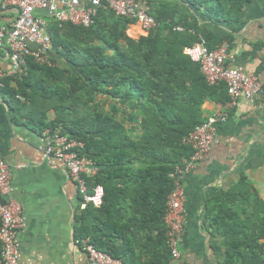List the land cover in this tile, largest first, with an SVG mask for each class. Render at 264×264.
Returning <instances> with one entry per match:
<instances>
[{"label":"trees","instance_id":"obj_1","mask_svg":"<svg viewBox=\"0 0 264 264\" xmlns=\"http://www.w3.org/2000/svg\"><path fill=\"white\" fill-rule=\"evenodd\" d=\"M138 1L160 22L157 28L132 38L127 29L134 21L104 7L88 27L49 22L51 50L61 63L49 57L50 63L39 64L28 57L25 71L5 79L1 92L33 130L53 133L61 128L62 134L83 143L80 153L98 167L90 183L102 185V205L80 211L79 237H89L97 249L123 264H170L166 203L176 167L192 154L182 140L206 120L205 100L228 95L223 84L209 86L183 50L200 37L208 49L218 48L227 37L207 30L198 13L238 22L246 0ZM176 25L182 31H174ZM101 98L112 101L108 110L101 108ZM242 183L215 198L205 214L224 235L222 264L264 263V243L259 242L264 238V206L256 215L263 225L248 243L245 222L236 218ZM253 201L263 204L257 197Z\"/></svg>","mask_w":264,"mask_h":264},{"label":"crops","instance_id":"obj_2","mask_svg":"<svg viewBox=\"0 0 264 264\" xmlns=\"http://www.w3.org/2000/svg\"><path fill=\"white\" fill-rule=\"evenodd\" d=\"M156 4L152 2L150 9ZM14 17L13 8H0V24H9ZM198 19L214 35L227 37L223 43L228 44L231 55L228 65L240 66L264 83V0H246L238 22L211 20L199 13ZM127 34L132 38L145 35L135 22ZM49 57L61 63L54 50ZM9 67V52L2 47L0 68ZM202 110L204 118L220 113L228 118L217 126L206 157L182 178L187 222L179 250L184 264H222L227 254L224 235L206 218L208 204L243 179L242 197L249 202L237 195L235 207L237 220L245 222L244 229L252 235H248V243L254 242L256 230L263 225L256 215H261L259 208L264 206V94L256 95L252 102L239 98L235 106L228 95L207 99ZM50 142L49 130H33L0 89V156L10 166L11 196L22 205L25 219L18 235L20 263L88 264L86 253L76 243L81 238L76 229L82 210L76 187L60 159L43 156L42 148ZM256 197L262 205L253 201ZM259 242L264 243V238Z\"/></svg>","mask_w":264,"mask_h":264},{"label":"built area","instance_id":"obj_3","mask_svg":"<svg viewBox=\"0 0 264 264\" xmlns=\"http://www.w3.org/2000/svg\"><path fill=\"white\" fill-rule=\"evenodd\" d=\"M10 7L15 11L14 19L9 24H0V48H7L10 60L8 69L0 68V89L4 87L5 79L25 71L28 57L39 64L50 63L52 39L49 22L59 27L63 23L88 27L104 7L116 16L132 19L145 35L160 24L138 0H0L1 10ZM173 30L182 31V27L176 25ZM183 52L199 65L209 86L225 85L232 106L239 98L252 102L256 95L264 94V83L256 74L227 64L231 58L227 43L211 50L200 37L199 42L185 47ZM16 98L23 100L19 95ZM227 118L226 113L210 115L182 140L184 145L191 147L192 154L176 167L174 188L167 198L164 221L171 252L170 264H184L179 250L180 235L187 222L182 178L206 157L215 141L217 126ZM51 137L52 142L42 148L43 156L63 162L68 178L75 184L80 209L89 205L99 208L103 201V187L90 183L98 173V167L92 159L80 153L83 143L62 134L60 128H56ZM10 175V166L0 156V264H21L18 235L25 227V219L22 205L11 196ZM76 243L86 253L88 264H123L120 259L97 249L89 237L78 238Z\"/></svg>","mask_w":264,"mask_h":264},{"label":"rangeland","instance_id":"obj_4","mask_svg":"<svg viewBox=\"0 0 264 264\" xmlns=\"http://www.w3.org/2000/svg\"><path fill=\"white\" fill-rule=\"evenodd\" d=\"M111 103H112V101L109 100V99L101 98V99L99 100V104H100V106H101V108H102L103 110H108L109 107H110V105H111ZM49 113H51L52 116H53V111H52V110H50ZM119 118L122 119L121 117H119ZM126 125H127V126H130L128 123H126ZM60 129H61V128H60Z\"/></svg>","mask_w":264,"mask_h":264}]
</instances>
